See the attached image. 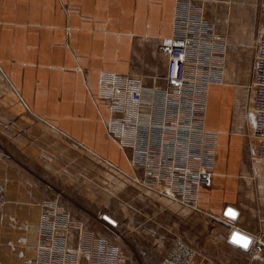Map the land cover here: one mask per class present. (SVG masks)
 <instances>
[{"label": "crops", "instance_id": "crops-1", "mask_svg": "<svg viewBox=\"0 0 264 264\" xmlns=\"http://www.w3.org/2000/svg\"><path fill=\"white\" fill-rule=\"evenodd\" d=\"M174 14L175 0H0V180L9 188L0 218V264L34 263L42 206L51 208L58 198L74 212L82 197L87 206L81 209L89 214L99 194L104 206L111 203V184L119 194L133 185L162 213L174 214L170 198L139 185L144 167L132 163L120 132L138 111L161 115L168 64L161 48L174 35ZM243 54L230 45L222 78L208 93L214 175L197 198L199 212L230 227L228 237L240 230L236 223L255 194L250 186L261 160L259 141L248 139L255 127L254 90ZM254 62L253 53L247 70L253 72ZM133 89L143 92L144 107L130 101ZM96 178L109 181L101 193ZM228 208L238 211L236 220L225 215ZM92 222L86 224L87 264L100 256L115 264L114 253L116 264H149V250L163 259L174 243L166 219V233L142 237L150 249L133 260L115 226L100 222L99 235Z\"/></svg>", "mask_w": 264, "mask_h": 264}, {"label": "built area", "instance_id": "built-area-1", "mask_svg": "<svg viewBox=\"0 0 264 264\" xmlns=\"http://www.w3.org/2000/svg\"><path fill=\"white\" fill-rule=\"evenodd\" d=\"M182 12L177 17L172 39L162 47L168 64L164 77L166 103L161 115L138 111L121 124L120 132L123 145L132 149V163L144 167L145 178L138 181L139 184L197 209L199 190L211 186L214 175L216 135L206 128L205 112L208 89L222 78L227 44L221 38H210L202 9L197 12L188 7ZM255 49L251 108L259 157L264 161V3ZM206 65L207 80L202 77ZM130 101L144 107L143 92L133 89ZM7 202V189L0 180V216ZM45 211L39 227L40 244L35 264H78L71 244L72 231L78 223L70 215L65 216L66 223H61L59 209L55 206ZM250 248L264 252L263 240L257 239ZM112 258L116 264L117 253L112 254ZM161 264H197V251L187 242L177 240Z\"/></svg>", "mask_w": 264, "mask_h": 264}, {"label": "rangeland", "instance_id": "rangeland-1", "mask_svg": "<svg viewBox=\"0 0 264 264\" xmlns=\"http://www.w3.org/2000/svg\"><path fill=\"white\" fill-rule=\"evenodd\" d=\"M263 3L264 0H175L173 34L175 33L176 20L180 12L185 11L188 7L191 8V11L197 12L202 9L203 18L210 28V38L212 39V36H214V38H221L226 42L227 46L224 53H226L230 45L242 47L244 51V73L252 77V69L249 67L247 70L246 60L247 57L251 60L253 53L255 60V47L259 37ZM161 51H163L162 48ZM202 75L207 80L209 76L207 65L204 67ZM210 88L211 86L208 89V93ZM248 139L253 140L255 143L259 141L254 134ZM255 171L259 178L250 186L251 189H255L253 191L255 194L250 197V205H247L248 207L243 210L244 214H246L245 218L237 222L236 226L240 229L239 231L252 237V239L255 236L256 240L260 238L264 242V223L262 221V213L264 212V161L260 160L257 163ZM95 182L99 193L104 191V187L109 186V181H103L102 178H96ZM2 183L8 193L9 188L6 182L2 180ZM111 185L112 190L114 189L111 192L113 195L111 203L104 206L103 196L99 194L93 213L88 214L81 209V207L87 206V203L80 196L78 197L80 207L74 212L66 210L59 198L49 203L59 209L61 223H66L65 216L67 215H70L71 219L78 223V227L72 231L71 238V244L76 252L78 264H87L85 245L87 222L94 221L92 222L94 223V232L102 235L104 228L100 222L108 223L103 218L105 214L116 218L120 222L119 225L115 226L118 231L117 235L122 234L125 237L128 242L126 243L128 256L133 260L137 258L138 254L144 252L142 248L150 249L149 245L144 243L145 241L142 237L151 236L152 232L159 235L165 234L166 230L163 228V223H166V219H168L169 239L172 236L173 227L174 242L183 240L191 245L197 251V264H264V252L258 253L253 248L246 250L231 243L230 237H228L230 227L223 226L209 215L170 199L173 202L172 205H175L174 214L171 215L169 213L167 216L166 213H162L148 200L141 198L140 193L142 192L133 185H129L127 190L120 194L117 189L113 188L114 185ZM142 187L143 189L145 188L144 186ZM147 191L149 190L147 189ZM63 202L65 203V200ZM45 205L43 204L42 206L40 217H43L41 214L44 215L46 212L47 207ZM197 206L198 202L196 203ZM90 225L92 226V224ZM83 241L84 244L82 246ZM148 253L152 258L149 264H161L166 255V252L163 253V259H161L160 254L154 250H149ZM103 259L104 257L100 256L96 264L112 263ZM35 262L36 260H34L33 264Z\"/></svg>", "mask_w": 264, "mask_h": 264}, {"label": "water", "instance_id": "water-1", "mask_svg": "<svg viewBox=\"0 0 264 264\" xmlns=\"http://www.w3.org/2000/svg\"><path fill=\"white\" fill-rule=\"evenodd\" d=\"M225 215L227 217H229L232 220H236L238 218V211L232 209V208H228L226 210ZM104 220H106L108 223H110L113 226H117V222L112 219L110 216L108 215H103ZM230 242L243 248V249H250L253 239L252 237L244 234L243 232L239 231V230H234L231 235H230Z\"/></svg>", "mask_w": 264, "mask_h": 264}]
</instances>
